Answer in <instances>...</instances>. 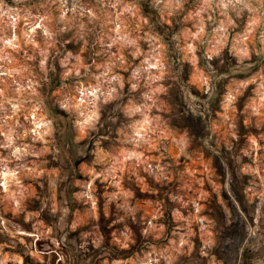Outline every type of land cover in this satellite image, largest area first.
I'll use <instances>...</instances> for the list:
<instances>
[{
	"label": "clouds",
	"instance_id": "9594fccd",
	"mask_svg": "<svg viewBox=\"0 0 264 264\" xmlns=\"http://www.w3.org/2000/svg\"><path fill=\"white\" fill-rule=\"evenodd\" d=\"M146 2L161 21L170 24V17L185 11L187 0ZM195 4L183 17L185 26L171 37L180 54V62L191 68L181 79L185 70L181 68L177 74H170L168 46L152 31L140 0H0V264H25L28 257L35 264H53V257L55 264H93L94 260L99 264H160L161 260L172 264L176 258L173 253L185 245L189 250L193 248L188 240L194 234L192 223L199 225L198 231L207 228L208 216L200 214L205 182L218 185L217 177L222 172L229 180L232 178L225 162L227 158L221 159L220 142L224 141L231 150V141L239 139L238 130L247 131L253 121L257 127L264 124V72L261 71L264 69L261 64V58H264V0H195ZM245 14L243 30L229 42L230 29L236 28V19L244 18ZM189 22L191 27L187 26ZM141 25L149 26L143 35ZM141 40L148 44L146 52L141 49ZM69 44L78 47L75 54L67 50ZM97 46L99 50H96ZM225 48L235 57V65L226 67V61L221 58ZM126 50L134 60L139 59L138 64L128 63ZM198 52L201 55H197ZM86 53L91 55L86 56ZM97 57L103 59L98 62ZM214 59L219 61L216 67L213 66ZM244 60L249 61L245 68H257V71L251 74L238 71L237 66ZM57 64L62 71L57 70ZM128 68L131 71L125 80L122 71H128ZM50 73L59 77L56 88H51ZM169 75L179 89L173 97L177 111L190 110L184 116L185 120L196 118L191 102L199 101L204 105V111L199 114L201 127L207 132L203 149L208 150L209 158L213 160L214 176L207 166L198 167V162L186 151L189 146L186 131L173 134L161 126L164 121L160 115L150 114L153 108L160 111L156 97L168 92L162 81ZM237 76L245 78L236 80ZM41 80L49 85L50 96L41 91ZM224 80L230 83L220 91L217 86ZM125 83L132 92L141 87L146 89L141 93V103L129 99L122 108L116 106L132 121L127 133L118 130L126 137L122 142L131 147L121 148L115 155L100 152L94 165H104L103 170L96 171L93 166L89 169L90 180L75 181L84 188L75 196L87 206L84 215L81 216L79 205L69 207L64 192L59 193L61 199L57 200L55 176L58 173L53 174L50 195H35L32 185L26 184L25 180L47 174L37 161L46 153L59 151L55 147L58 131L61 136L70 131L71 143L86 145L87 152L91 153L95 137H102L107 131L101 107L123 99ZM232 84L237 86L232 87ZM249 85L255 87L252 94L246 96L244 90ZM205 113L215 117L206 127ZM58 117L62 121L59 129ZM107 119L116 122L114 116ZM174 126L186 127L185 124ZM213 137L217 138L215 148L210 143ZM247 139L256 163L253 172L264 189V155H261L264 144L259 142L264 140V133L248 135ZM37 143L42 147L37 148ZM200 155H204L203 150ZM181 157L194 163H182ZM161 160L169 163L161 166ZM141 170L157 184L171 183L178 178L177 191L183 195H172L171 199L183 207L192 204L194 208L189 217L173 209L175 218L186 221L188 228L180 235L179 242L169 241V246L162 249L147 245L149 250L142 255L135 245L150 231L158 238L163 225L157 228L152 223L157 219V213H151L144 229L124 223L128 216L135 220L140 209L129 204L134 192L125 189L121 174L130 171L131 177H135L134 182L145 184L147 177L140 174ZM97 181H108L115 191L100 192ZM224 187L232 190L229 182ZM246 193L264 196V191L256 193L245 186L241 188L240 196L246 198ZM233 199L238 213H246L242 200ZM113 203L116 210L124 213L117 214L115 219H112L113 209L109 207ZM227 206H232L231 201ZM57 213L60 214L58 219ZM70 215L73 218L69 223ZM101 216L107 221V235L101 228ZM245 219L249 225L257 224L255 218L245 215ZM57 224L60 231L56 229ZM115 224H124V227L114 229ZM240 239L238 251L242 264L245 252L249 253L248 264L264 254L259 249L246 248L247 227ZM45 240L48 243L42 249L38 248L37 242ZM126 251L131 252L127 258L117 255L109 259L113 252ZM46 256L47 260L44 259Z\"/></svg>",
	"mask_w": 264,
	"mask_h": 264
},
{
	"label": "rangeland",
	"instance_id": "374dc122",
	"mask_svg": "<svg viewBox=\"0 0 264 264\" xmlns=\"http://www.w3.org/2000/svg\"><path fill=\"white\" fill-rule=\"evenodd\" d=\"M140 4L143 8V15L149 18V25H152V31L159 34L163 42L168 46L167 58L170 64V74H177L178 70L183 68L185 70L181 76V79H183V77L191 71V68L187 63L180 62V54L175 49V42L171 37L173 34L179 33L185 26L183 17L187 14L188 10L196 6L195 0H187V3L184 5L185 11L180 15L170 17V24L161 21L159 15L149 8L146 0H140ZM233 17L235 18L234 14ZM235 22L237 27L230 29L229 42L232 41L237 33L243 30L246 22V14L244 18L236 19ZM187 26L191 27V23L189 22ZM141 29V35H143L144 31L149 30V26L141 25ZM97 32H99V28H97ZM92 39H94V36L90 37L89 43H92ZM61 43H63V41H61ZM59 46L60 45H58V47ZM140 46L143 51L146 52L148 50V44L143 40L140 41ZM68 47L67 50L73 51L74 54L78 51V47H73L71 44H69ZM96 50H99V46H97ZM63 51L62 49V54ZM113 51H115V49H113ZM85 55L88 56L91 55V53H86ZM197 55H201V53L198 52ZM125 56L130 65L135 66V64L139 63V59L134 60L128 54L127 50L125 51ZM221 58L226 61V67L229 64L235 65V57L229 53L228 48H225L224 52L221 54ZM96 59L99 62L103 57H97ZM253 59L255 60L256 57L253 56ZM218 62V59H214L213 66L216 67ZM203 63L204 61L201 60V65H203ZM248 63V60H244L242 64L237 66V70L246 71L249 72V74L256 72L257 68H252L250 70L245 68V65ZM261 64H264V58H261ZM56 66L58 71H62L59 69L58 64ZM130 71L131 68H128V71H122L125 80H127ZM261 71L264 72V69H261ZM49 75L52 77L51 88L58 87L60 83L59 77L54 73H50ZM243 78L245 77L237 76L235 79L240 80ZM41 83V91L43 94L45 96H50L49 85L44 84L43 80H41ZM68 83H71V81H68ZM162 83L165 88L168 89V92L156 97L160 108L159 113L156 108H153L150 114L152 116L160 115L164 121L161 126L167 127L173 134L184 133L186 131L189 141V146L186 151L192 157V160L198 162V167L203 168L207 166L210 174L214 176L216 168L213 166V160L209 158L210 154L208 150L203 149V139L207 137V132L201 127L202 121L199 118V114L204 111V105L199 103V101L191 102L192 108L195 109L196 118L185 120L184 116H186L190 110L185 109L184 112H179L177 111L178 106L173 102V97L179 92L176 82L173 81L171 75H169L165 77ZM228 83H230L228 80L221 81L217 87L220 91H223L224 86ZM236 86V84H232V87ZM254 87L255 85H249L248 88L244 90L245 95L250 96ZM145 90V88L141 87L137 91L132 92L130 86L125 83L123 99L112 101L110 104L101 107L102 121L107 131L104 132V136L95 137L92 144L93 151L91 153L87 152L86 145L82 146L71 143L70 131L69 134L65 136H61L58 131L55 147L58 148L59 151L56 153H46L37 161V163L41 164L46 170L47 174L43 177L27 178L25 180L26 184L32 185V191L35 195L40 197L50 195L52 192L51 182L53 180V174L58 173V175L55 176L57 200L61 199L59 193L64 192L68 199L69 207L74 208L79 205L80 214L83 216L87 210V206L77 201L75 196L83 192L84 188L77 185L75 181L80 180L83 183L90 180L92 177L89 169L93 166H95L96 171L103 170L104 165H94V161L99 158L98 154L100 152L115 155L121 148L131 147V145L122 142L126 137L122 136L120 131H118L123 130L124 133H127L128 125L132 123L120 108L127 104L129 99H132L135 103H141V93ZM117 105H120V108H117ZM62 115L67 116L66 113ZM113 116L116 117L115 123L107 119ZM214 118V116L205 113L203 117L204 126L206 127L207 123ZM174 124H185L186 127H175ZM57 126L58 129L62 126V121L59 117L57 118ZM262 133H264V124H260V126L257 127L256 122L253 121L248 125L247 131L243 133L239 130L237 131L239 139L231 141V150L226 147L224 141L220 142V156L222 160L227 158L225 162L229 165L232 178L229 180L228 176L222 172L220 176L217 177L219 181L218 185L215 186L210 181L205 182V195L202 198L200 214H207V228L205 231L201 232L198 231L199 225L195 222L192 223L191 228L194 234L188 237V240L189 243L193 245V248L189 250L187 245H185L178 252L173 253L176 258L173 260L172 264H242L238 250L241 244L240 236H242L245 227L248 229L246 248L249 250L259 249L261 253H264V196H253L251 193H246V198L240 196L241 188L245 186L256 193L264 191V189L260 187V182L253 172L256 163L250 151V141L247 139L248 135L260 136ZM89 139L92 140L93 138L90 137ZM216 139V137H213V141L210 142L213 143L214 148ZM228 139L230 140L231 138L229 137ZM259 142L264 144V140H260ZM36 147L41 148L42 145L37 143ZM201 150L204 151L203 156L200 155ZM81 153H83V155H81ZM29 159L32 158L30 157ZM184 159L185 158L181 157L182 163H194ZM160 163L161 166H163L165 163H169V161L161 160ZM216 167L219 168V165ZM182 168L183 164L180 170H182ZM167 171L168 170H166V172ZM140 174L147 177L145 184L134 182L135 177H131L130 171L121 174L124 176L123 186L125 189H130L134 192V196L129 200V204L138 206L140 209V211L135 214V220H133L131 216H128L124 223L128 224L129 227L135 226V228L144 229L147 227V220L151 219V213H157V219L153 220L152 223L157 225V228L163 225V231L159 233L158 238H156L155 232L150 231L146 237H142L135 245L137 252L142 255L143 252L149 250L147 245H155L158 249H162L169 246V241L174 240L179 242L180 235L185 234L188 228L186 226V221L177 220L175 218L173 209H178L183 216L189 217L194 212V208L192 204L183 207L180 203L171 199L172 195H183L182 192L178 193L177 191L180 185L178 178L173 179L171 183L162 181L160 184H157L151 176H148L147 173H143L142 170ZM129 177H131V179ZM228 182L232 190L224 187ZM96 183L100 192L115 191V189L108 184V181H103L102 183L97 181ZM41 185H43L42 188ZM233 197L242 200L243 206L247 210L246 213H238L236 200L233 199ZM229 201H231L232 206H227ZM120 202L121 201H116V203ZM109 207L113 209L112 219H115L117 214H124L115 209V203L110 204ZM56 215L58 219L60 214L57 213ZM145 215L147 216L145 217ZM245 215L249 218H255L257 224L255 226L249 225L245 219ZM72 218L73 217L70 215L68 218L69 223ZM112 227L122 230L124 224H115ZM101 228L105 232V235H107L109 230L107 228V221L104 220L103 216H101ZM56 229L60 231V226L58 224L56 225ZM209 232L211 234H209ZM133 239H136V237L133 236ZM45 243H48V241H38L37 247L42 249ZM69 247H71V245H69ZM61 248H63V245H61ZM204 253H206V255ZM248 254V252L244 253L243 264H248ZM117 255L127 258L131 255V252H113L109 259L111 260ZM44 259L47 260L48 257L46 256ZM25 264H35V262L28 257L25 260ZM53 264H55V257H53ZM93 264H99V261L94 260ZM160 264H165V261L161 260ZM252 264H264V254L258 255L257 259L252 261Z\"/></svg>",
	"mask_w": 264,
	"mask_h": 264
}]
</instances>
